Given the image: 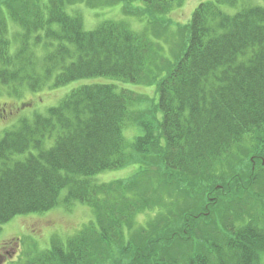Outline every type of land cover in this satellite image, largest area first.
<instances>
[{"label":"trees","instance_id":"trees-1","mask_svg":"<svg viewBox=\"0 0 264 264\" xmlns=\"http://www.w3.org/2000/svg\"><path fill=\"white\" fill-rule=\"evenodd\" d=\"M129 1L146 6L142 9L147 16H152L150 8L169 10L181 3ZM66 7L58 0H0V93L37 92L46 85L56 88L96 76L115 79L73 88L47 107L46 114L34 113L3 129L0 224L77 201L90 206L97 220L94 227L65 241L52 239L40 254L11 264H262L264 206L230 223L232 228H226L218 242L206 238L200 251L198 245L182 260L161 252L176 239L196 238L197 220L208 219L214 207L220 211L222 201L228 204L246 189L248 184L242 181L246 174L250 177L251 168H242L219 188L213 186L215 164L236 156L232 150L239 146L264 151V0L200 2L186 24L183 49L154 84L152 101L138 111H130L129 105L143 100L126 84L138 82L146 71L152 34L124 21L105 20L86 29L81 15L68 13ZM12 24L19 28L16 33L9 29ZM29 44L32 50L26 47ZM156 55L153 51L152 59ZM126 124L141 130L129 149L122 133ZM145 152L160 159L163 176L181 179L191 173L195 183L209 184L212 190L204 191L203 209L196 214L181 212L173 226L146 238L140 250L130 240L125 241L131 245L121 246L116 237L124 240L135 214L146 208L143 196L138 199L135 194L137 181L150 169L139 154ZM260 154L249 159H260L262 165ZM136 160L143 163L127 178L96 179L103 171ZM256 160L252 165L258 164ZM218 189L222 194L213 196ZM159 244L161 248H155Z\"/></svg>","mask_w":264,"mask_h":264},{"label":"rangeland","instance_id":"rangeland-1","mask_svg":"<svg viewBox=\"0 0 264 264\" xmlns=\"http://www.w3.org/2000/svg\"><path fill=\"white\" fill-rule=\"evenodd\" d=\"M35 1L29 0V2ZM58 1H63L67 5L66 11L68 13H79L86 29H92L105 20L124 21L133 29L146 30L148 35L152 34L150 36L152 37L151 50L158 52V55L152 59V51L150 62L139 81L126 84L127 87L137 92L141 100H143L142 102L132 101L129 105L130 111H138L152 101L154 84L165 74V71L174 63L175 57L177 58V55L183 49L186 40V24L190 19L191 13L200 2L208 0H180V5L175 2L169 10L162 7H160V10L150 8L152 12L150 15L152 16H147L146 9H142L146 6L141 2L129 0V2L127 0ZM62 7L64 9V6ZM139 11H142L143 14H140ZM135 16H139L138 18H141V21L138 22ZM9 29L11 32L16 33L15 30L19 28H15L12 24ZM26 47L30 50L33 48L30 44ZM34 52L38 58L39 56L41 57L42 53H40L38 48H35ZM113 79L115 78L109 76L77 79L56 88L46 85L37 92L25 89L19 95L14 96L1 91L0 135L3 129L16 124L19 119L31 118L34 113H43L47 107L56 104L60 98L73 88L90 82H110ZM120 85L123 84L120 83ZM155 98L157 99L156 96H154ZM146 99L148 100L147 102H145ZM135 115L137 114L135 113ZM138 116H140V113ZM122 133L126 147L129 149L134 138L141 134V130L137 125L126 124ZM248 148L242 146L234 148L232 153L235 151L236 156L233 154L228 160L215 164L213 172V186L223 188L234 173L242 172V168H244V171L247 168H251L250 177L246 178V174L245 182L242 181L244 184H248L246 189L238 191L237 197L232 198L230 203L226 204L222 201L220 203L222 205L221 209H219L220 211H218L217 207H214V213L212 212L208 219L197 220L195 225L196 238L194 237L189 241L176 239L172 243L170 242L168 247L161 252L162 255L182 260V258L189 255L187 253L191 252V249L192 251L195 250L198 245V251H200L201 247H203L202 242L206 238H214L218 242L232 228L230 223H234L240 216L247 215L250 217L256 212V209L264 206V169L260 173V169L264 168V164H259L260 159H249L250 156L252 157V155L260 154L264 151L259 148L258 151ZM26 154L27 152H24L20 155V158H23ZM139 154L141 157H145L142 161L145 159L143 162H146L147 167L150 168L148 173H146L147 176L140 178L135 185V194L138 199L143 196L141 202L144 203L146 208L144 211H139L135 214L130 229L124 231V240L120 237H116V239H118L121 246L126 243L131 245L125 241L130 240L133 245H136L141 250L146 238L157 236L162 231V227L173 226L174 221L178 219V215L181 212L187 211L196 214L198 210L203 209V204L207 199L204 191L212 190V188H209V184L195 183V175L191 173H187L181 179L179 178L180 180L170 177V175L163 176L160 172L162 171L160 159L155 154H147L146 152L145 154ZM260 156L263 158L264 155L260 154ZM255 160L258 164L254 166L252 163H255ZM142 161L136 160L135 163L128 164L125 167L103 171L96 175V179L108 182L127 178L138 170V165L143 163ZM254 177L255 179L256 177L259 178L252 183ZM222 192L223 190L220 191L218 189L213 196H220ZM132 197L138 205L139 201L136 196ZM100 218L102 222H106L104 216L101 215ZM96 220L92 208L78 201L69 207L58 205L50 211H44L39 214L17 215L0 224V264H11L18 258L28 260L36 251H43L49 248L52 239L65 241L67 237L75 233H79L88 227H94ZM221 227H225V230ZM143 229L147 230V233L143 232ZM193 243L194 246H191ZM155 248H161V245H156ZM127 250L128 248L124 252L127 253ZM104 255L105 252L103 251L102 260ZM261 263L264 264V257H262Z\"/></svg>","mask_w":264,"mask_h":264},{"label":"bare ground","instance_id":"bare-ground-1","mask_svg":"<svg viewBox=\"0 0 264 264\" xmlns=\"http://www.w3.org/2000/svg\"><path fill=\"white\" fill-rule=\"evenodd\" d=\"M38 114H46V110L43 112V113H38ZM33 116H34V114H33ZM56 207V205L55 206H53V207H51V208H49V209H46V212L47 211H50L51 209H53V208H55ZM42 252V250H39V251H36V253L35 254H40Z\"/></svg>","mask_w":264,"mask_h":264}]
</instances>
